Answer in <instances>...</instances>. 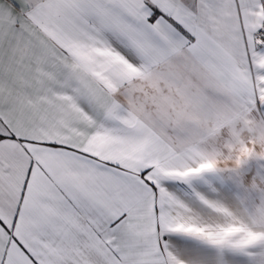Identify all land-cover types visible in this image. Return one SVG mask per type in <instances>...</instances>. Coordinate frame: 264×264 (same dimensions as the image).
I'll return each instance as SVG.
<instances>
[{
  "label": "snow or ice",
  "instance_id": "obj_1",
  "mask_svg": "<svg viewBox=\"0 0 264 264\" xmlns=\"http://www.w3.org/2000/svg\"><path fill=\"white\" fill-rule=\"evenodd\" d=\"M0 264H264V0H0Z\"/></svg>",
  "mask_w": 264,
  "mask_h": 264
}]
</instances>
